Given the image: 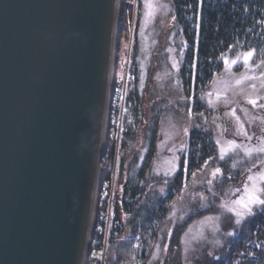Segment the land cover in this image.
I'll return each instance as SVG.
<instances>
[{
    "label": "water",
    "instance_id": "water-1",
    "mask_svg": "<svg viewBox=\"0 0 264 264\" xmlns=\"http://www.w3.org/2000/svg\"><path fill=\"white\" fill-rule=\"evenodd\" d=\"M118 0H0V264H83Z\"/></svg>",
    "mask_w": 264,
    "mask_h": 264
},
{
    "label": "rangeland",
    "instance_id": "rangeland-1",
    "mask_svg": "<svg viewBox=\"0 0 264 264\" xmlns=\"http://www.w3.org/2000/svg\"><path fill=\"white\" fill-rule=\"evenodd\" d=\"M125 9L115 77L121 78L126 65H131L134 80L128 83V89L130 86L132 95L141 96L140 118L131 127L132 133L130 128L125 134L126 121L133 122L131 117L123 121L120 131L117 126L110 132L106 152L110 150V142L115 144L111 179L106 187L109 178H103L98 191L96 217L97 210L104 217H97L93 249L95 244L108 239L110 252L104 264L114 263L115 245L127 238V221L131 218L121 205L124 186L142 169V184L150 197L158 191L170 195V199L144 260L136 255L140 247L119 264H168L169 260L176 263V255L182 264H191L196 256L211 254L227 235L233 234L231 230H222V219L230 218L234 224H240L249 214L236 201L246 200V189L252 184L261 187L264 51L255 58L253 54L244 63V56L254 53L253 49L233 48L222 55V66L208 83L194 86L192 78L187 86L181 75L194 66L185 63L187 46L176 22L172 0H125ZM191 73L194 75L193 70ZM195 127L209 131L214 150L200 168L185 171L182 159H186L185 147ZM231 141L238 147L220 159L222 148H227ZM149 143L155 144V151L152 158L146 159ZM107 165L110 166L108 162ZM216 168L221 174L214 177ZM178 171L182 176L175 186ZM249 176L254 177L253 181H249ZM118 222L122 227L116 232ZM179 225V244L168 248L169 235ZM95 257L96 253L89 251L85 264H95L98 261Z\"/></svg>",
    "mask_w": 264,
    "mask_h": 264
},
{
    "label": "trees",
    "instance_id": "trees-1",
    "mask_svg": "<svg viewBox=\"0 0 264 264\" xmlns=\"http://www.w3.org/2000/svg\"><path fill=\"white\" fill-rule=\"evenodd\" d=\"M172 3L176 22L187 46L185 63L194 66V69L188 68L186 74L181 75L187 86H190L192 78L194 86L208 83L213 73L221 68L222 55L233 48H252L254 58L264 51V0H172ZM130 70L133 73L131 67ZM128 96L132 100L130 117L133 122L126 121L125 134L140 118L141 109V96L132 95L130 86ZM133 131L131 128L130 132ZM208 132L197 127L191 130L185 147L186 159H182L183 165L187 164V170L200 168L211 156L214 144ZM114 146L110 142V150L103 157L105 179L111 177ZM147 151L146 159L152 158L155 144L149 143ZM141 170L131 176L124 186L121 205L131 218L127 221V238L115 245L113 264L125 261L131 252L136 253L140 247V253L136 255L144 260L147 247L157 236V224L168 207L170 195L155 191L151 198L150 192L145 191ZM175 174L173 183L177 186L182 173L178 171ZM179 228L180 225L169 235L171 242L168 248L178 246ZM221 228L223 231L231 230L233 234L227 235L223 244L211 254L196 256L191 264H264V207L256 208L240 224L223 218ZM175 260L176 263L169 260L168 264H182L178 255Z\"/></svg>",
    "mask_w": 264,
    "mask_h": 264
},
{
    "label": "bare ground",
    "instance_id": "bare-ground-1",
    "mask_svg": "<svg viewBox=\"0 0 264 264\" xmlns=\"http://www.w3.org/2000/svg\"><path fill=\"white\" fill-rule=\"evenodd\" d=\"M125 11H126L125 0H118L100 149H102L104 144L108 143L110 132L113 131V113H117V95H119L120 78L115 77L116 76V59H117V49L119 47V42L121 40L120 31L122 29ZM100 165H98L97 167V174H96V181H95V187H94L87 243H86V249H85V259H84L83 264L86 263L88 252L91 250L92 251L94 250L93 249L94 242H96L93 240V236H94L93 231L96 226L97 217L99 218L98 210H97V217H96V209L99 208V202H97L98 197H99L98 191L100 190L101 182L103 181V178H104L102 162Z\"/></svg>",
    "mask_w": 264,
    "mask_h": 264
},
{
    "label": "built area",
    "instance_id": "built-area-1",
    "mask_svg": "<svg viewBox=\"0 0 264 264\" xmlns=\"http://www.w3.org/2000/svg\"><path fill=\"white\" fill-rule=\"evenodd\" d=\"M132 79H133V73L130 70V64H127L124 69V74L120 78L119 95H117V113H113V132H114V127L117 126H118L117 129L119 128L118 131H120L123 121L130 117L132 100L128 96V83ZM110 179L105 181L106 187H108ZM107 209L110 210V207L108 208V205H107ZM103 217H104L103 215L99 216V218H103ZM116 225L117 228H115V231L121 229L122 226L119 222ZM108 246H109L108 239L103 240V242L101 241L100 244L95 246L93 252L96 253L95 258L98 260L97 261L98 264H104L105 257L110 252Z\"/></svg>",
    "mask_w": 264,
    "mask_h": 264
},
{
    "label": "snow or ice",
    "instance_id": "snow-or-ice-1",
    "mask_svg": "<svg viewBox=\"0 0 264 264\" xmlns=\"http://www.w3.org/2000/svg\"><path fill=\"white\" fill-rule=\"evenodd\" d=\"M253 52H249L244 56V63H248V61L252 58ZM226 64L229 63L227 59L224 61ZM237 61H231V63L235 64ZM239 83V81H238ZM252 104H255V101H249ZM246 135V133H245ZM250 139V138H249ZM238 145L235 144V141L229 142L227 148H222L220 159H224L226 155L230 154L232 151H234ZM259 151L264 152V148H260ZM174 168L178 167V165H173ZM184 170L187 171V164L185 162ZM221 174V170L219 168H216L213 172V176H217ZM249 181H253L254 177L249 176ZM260 183L261 187H256L255 184H252L250 189H246V200H238L236 203L241 204L244 209H246L247 214L251 215L253 214V207H264V175L260 176ZM232 209H228V211H231ZM237 215H240V213H237ZM239 223V221H238Z\"/></svg>",
    "mask_w": 264,
    "mask_h": 264
}]
</instances>
